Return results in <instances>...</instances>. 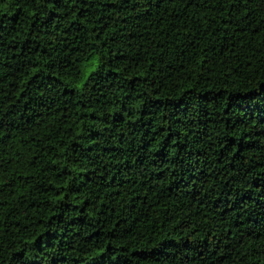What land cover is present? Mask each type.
Here are the masks:
<instances>
[{"label":"trees","instance_id":"obj_1","mask_svg":"<svg viewBox=\"0 0 264 264\" xmlns=\"http://www.w3.org/2000/svg\"><path fill=\"white\" fill-rule=\"evenodd\" d=\"M0 264H264V0H0Z\"/></svg>","mask_w":264,"mask_h":264}]
</instances>
